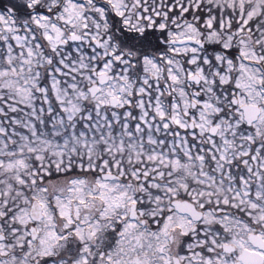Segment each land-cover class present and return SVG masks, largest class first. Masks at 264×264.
<instances>
[{
	"label": "rangeland",
	"instance_id": "374dc122",
	"mask_svg": "<svg viewBox=\"0 0 264 264\" xmlns=\"http://www.w3.org/2000/svg\"><path fill=\"white\" fill-rule=\"evenodd\" d=\"M27 1L32 4L35 0ZM103 1L109 2L115 7L117 13L122 16L126 27L136 28L139 31L144 27L152 26L156 13L161 18H166L167 8L172 9L176 2H181V0L176 2L175 0ZM202 1L204 0H186L181 6V14L187 10L188 6L191 5L190 3L193 2L194 8H196L195 6L202 4ZM212 2H215L213 4L224 2L223 7L226 9H229L228 5L236 6L239 11L236 12L237 15L232 25L235 24L234 22L242 20L241 25L231 30L229 22L220 19V29H227V32L220 34L214 28V18L211 16L206 21L203 19L201 25L194 30H191L189 23L180 24L182 21L180 20L177 22L179 25H175L176 27L173 26L167 31H163L164 37L181 38L194 33L197 37L212 38L213 40H217V38H260L262 40L256 43L259 47L264 44V0H205V3H208V10L211 12L208 15L212 14ZM50 3L53 7L56 0H50ZM79 4L81 3L78 0H65L57 17L63 21L64 25L71 26L72 31L77 32L79 26L88 28V25L91 26L92 24L90 36L101 35L98 26L93 25L92 17L82 16V9ZM142 9L148 10L149 14H147L145 21L149 26L140 22L141 17L130 16L131 10H136L138 14H141L138 10ZM243 9L247 10L240 12ZM183 18V16L180 17V19ZM228 19L231 18L228 17ZM41 21H43L42 24L50 28L46 34H49L51 38H62L65 29L58 23L47 19H41ZM87 21H90L91 24ZM246 22L248 27H243ZM165 25L163 19L157 28L163 29ZM4 26L8 30L6 38L11 37L12 39H5L2 57H0V181H4V184L9 188L10 184L13 183L21 184L19 187L23 186L24 188L28 187L29 184H37L36 200L43 207V220L40 223L41 230L37 246L30 256L32 260L46 258V255L52 252V248L55 257L63 259L61 253L66 251L68 246L63 240L64 235H67L64 229L67 228L72 230L69 235L72 241H76L77 244L85 242L80 252H73L69 258L78 261L79 264H88V260L90 264H172L171 259L167 257L168 251L172 249H174L173 254L179 257L183 264H233L241 249H251L247 241L248 233L257 230L256 233L264 239V143L251 146L255 143L254 136L260 135V131L264 127L263 110L261 113L263 117L249 131L241 129L242 117L238 109H235L226 118L219 116L217 119L219 124H217L220 126V132L217 134L218 137L216 136L217 139L213 140L215 136L207 134V128L215 123V115L220 111L218 101H221L223 97L215 91V89L220 90V88L214 86V76L206 74L197 65L195 73L201 78L198 90L202 92V96L200 100L194 98L197 102V108L195 114L191 115V120L194 123L193 130L188 131L187 138L178 134L177 138L170 140L169 145H167L170 150H173L175 146H180L189 152L193 145H188L184 140L189 141L188 137L190 136H192L191 140L198 139L197 135L205 132L209 149L204 150L205 153L211 154L212 164L210 168L204 167L203 156L197 152L194 156L196 160L194 164H196L194 167H190L184 162L185 159L190 158L189 156L178 160L174 155L168 156L165 149L163 154L160 153L158 146L161 140L157 138L149 136L147 139L150 142L148 151L144 150L141 147L142 144H137L140 141L128 129V122L125 120L120 124L119 116H117L120 113L114 114L108 111L107 115L102 110L107 104V96L115 95L120 99V104L123 106L128 104L130 90L122 84L125 79L123 74L114 75L113 81L103 92L104 94L92 99L94 118L88 112L82 117L81 104L88 96L87 91L74 82H68V87L63 86L59 76L63 74L65 69L62 70L58 67V72L51 74L49 82L51 91L56 96L61 110L57 114H51L53 111L51 110L52 106L50 108L48 88L38 85V73L32 71L35 64L34 60L30 58L28 52L26 54L15 52L14 38L18 43L21 39H18V34L12 30V20L5 21ZM21 38L23 37L21 36ZM74 50H78V48L75 47ZM247 55L249 56V54ZM196 57L198 61L199 53L196 54ZM65 65L83 76L88 84L92 83V77L87 72H83L82 62L76 65L65 63ZM157 71V69H153L154 77ZM170 71L172 72L168 75L169 81L174 85L173 88L177 89V97L182 106L180 109L182 114L175 116V122L183 128H187L188 121L184 119V116L187 114L189 103L181 85L187 75L182 71L176 73L175 69H170ZM223 79L221 76L220 82ZM238 80H241V77ZM257 81L258 79L253 77L252 80H247L248 84L242 86L245 97H240L241 103L249 99L256 104L264 101L259 93V85L254 86ZM220 82L218 83L221 84ZM240 83L242 85V82ZM179 85L180 87H178ZM38 87L41 88L40 93H36ZM153 92L155 94L152 100L158 107H150L159 113L158 100L162 98V95H159L160 92L155 85L149 89V93L152 94ZM164 92L168 93L169 88ZM39 98L47 106L46 109L42 104H37ZM122 113L121 115L126 118L128 112ZM110 114L114 117L112 120L109 118ZM144 114L149 113L145 112ZM45 118L49 120L47 131L40 127L37 128L38 124L40 126L44 124ZM79 119L83 125L88 127V131L82 128L77 130L76 126ZM87 120H90L91 123H88ZM114 123L120 124V127L116 128ZM141 123L150 131L152 129L155 133L158 131L152 121L144 120L141 117ZM67 124L68 129H66ZM139 128L136 125L135 131L138 130L139 132ZM115 129H117V134H114ZM124 136L126 139H131L126 142ZM246 143L247 145H245ZM195 145L199 149L200 145L196 143ZM123 147L127 148V159L130 163L144 165V175L150 174L154 178L165 176L162 168L170 165L165 183L160 185L148 180L140 183L139 191L135 192L133 188H128L118 182L103 181L96 176L85 178L79 170L77 175L73 174L63 179L61 177L50 178L51 171L63 173L71 169L74 163H76L77 169L90 167L94 171L104 170L109 166L113 168V165L114 168H118L116 158L111 160L106 152H111L113 156L115 152L113 149ZM240 157L242 168H246V173L241 175V172L235 175L229 170L228 162ZM119 169L121 168L119 167ZM174 170H177L179 174H171ZM130 172L133 175L132 178L135 179V171ZM169 183L176 184L174 192H185L199 204L207 201L210 206L215 208L214 212L207 209L203 218L195 223L200 224L195 232L192 229L193 222L176 212L167 213L165 210L166 213L162 219H159L160 226L155 231H149L139 222H132L125 218V211L130 202H138L142 206L141 213L144 204L149 202L148 210L144 209L143 211L150 215L160 214L161 210L164 209L163 206H166L167 209L168 197L172 195L167 197L160 190L172 194L170 193L172 186L168 185ZM7 187L6 190H9ZM20 194L24 195L21 191ZM222 206L228 208L231 206L238 214L225 213L227 210L222 211ZM28 212V202H23L15 213L17 214L15 217L20 222L19 238L21 242H24L28 236V232L24 229L27 221H30ZM151 222L158 226L157 219H152ZM213 225H218L216 231L212 229ZM108 228H113V234L115 235L117 232L118 235L111 249L107 250V254L103 252L101 260H94L92 257L95 255H89V252L93 253V251L90 250L89 244L91 245V242L87 240L84 231L88 230L89 233H95L97 238L99 237L98 240L101 241V233ZM173 232H178V236H182V239L188 235L186 239L188 241L184 245L187 252L185 249H179V245L183 241H180V238L176 239L177 242H174L173 247L168 245V236ZM222 243L233 245L235 247L234 254L229 256L221 252ZM17 244L19 245L20 242ZM30 246L31 243L28 242V249ZM199 246L205 247L210 254H205L203 257L198 249ZM68 249L72 250L73 247L68 246Z\"/></svg>",
	"mask_w": 264,
	"mask_h": 264
},
{
	"label": "flooded vegetation",
	"instance_id": "af4514ba",
	"mask_svg": "<svg viewBox=\"0 0 264 264\" xmlns=\"http://www.w3.org/2000/svg\"><path fill=\"white\" fill-rule=\"evenodd\" d=\"M77 1V0H76ZM177 0H175L176 2ZM81 4L82 16L92 17L93 25L96 24L98 26L99 32L101 35L90 36L92 31V24L90 21H87L90 25L88 28L84 26H79L77 32L71 31L68 33H64L62 38H51L49 34H46L49 27L42 24L43 21L41 19L52 20L50 14L52 13L53 7L50 0H35L32 4H29L28 1L25 4L29 7V10L21 12V7L25 5L13 3V6L6 5L5 0H0V57H2V52L4 49L5 39L11 40V37L6 38V30L4 23L5 21L9 22L12 20L13 32L18 34L17 38L21 39L20 43L15 41L14 38V49L15 52L20 54L24 53L30 54V58H32L35 64L32 67V71L40 70V71H51L52 65H55L56 68L64 69V66H60L56 63V60H60L63 63L62 56L67 54L70 50H74L75 47L78 48L76 50L80 56L83 58L82 68L83 72H87L92 75V83L98 85V93L95 97L102 96L106 88L109 86L110 82L113 81V76L116 74L125 75L124 85L129 88L128 93V104L122 105L120 104V99L113 95L107 96V104L103 107L105 114L108 111L110 113H120L119 120L120 124L122 121L128 122V129L130 132L135 135L136 139L140 142L137 144H142L144 150L148 151V137H154L161 140L158 148H160V153H164L166 150V154L174 155L179 160L183 159L185 156H189L190 158L185 159L184 162L189 164L188 166L194 167L195 154L200 152L203 156L204 167L210 168L211 162V154L208 152L205 153V150L209 149L207 146L208 141L206 140V133L196 134L199 138L192 139L188 137L187 141L184 140L188 145H193L192 148H188L189 152H187L184 148L175 146L173 150H170L169 142L177 138L178 134L181 137L187 138L188 131L193 130L194 123L191 120V115H194L197 108V102L195 101L193 94L194 92H199L197 100H200L202 96V92L198 90L199 84H195L188 81V77L195 73L197 65H199L203 71L208 74L214 76V86H218L221 90V95L223 99L218 101L219 105V113L216 114L215 123L207 128V134L210 136H215L213 140L217 139V134L220 132V126L217 119L221 117H228L233 113L235 109H238L241 113L242 121L241 123L244 125L243 115L240 107L244 104H252L256 105L264 111V101L259 103H254L252 100H244L242 103L240 101V97H245L242 92L244 84H248L247 80H252L253 77H256L258 81L254 84V86L259 85L260 94L264 99V44L261 47L258 46V42L262 39L260 38H217V40H213L212 38H200L197 37L194 33L189 36L181 37V38H165L164 33L161 35H156V37H150L148 35L149 30H157V31H167L170 27L177 26L178 21L182 20L180 24L185 25L189 23L191 26V30H194L197 26H200L203 19L205 21L208 17H212L211 12L208 10V7H201V4L195 6L194 8L193 2L188 6L187 10L181 14V6L186 0H181L180 3L176 2L173 5V8H167L166 18H161L158 13L155 14L153 18L152 26L150 27L146 23V17L148 10L144 9L138 10L141 14H138L136 10L130 11L131 17H141V23L145 26L142 30H137L136 28H130L132 32H138L141 34H133L130 38H111L109 35V26L112 20V16L117 14V11L114 6H112L109 2L103 0H78ZM103 2V3H101ZM200 7L203 8L205 14L200 10ZM107 8V9H106ZM120 16V15H119ZM183 16V19L180 17ZM202 16V18H201ZM122 18V16H120ZM41 18V19H40ZM123 19V18H122ZM165 21L166 25L163 29L157 28L158 24L161 20ZM88 20V19H87ZM212 20V19H211ZM227 20L229 22V27L232 25L233 20L228 19V16L224 21ZM21 21L22 25L18 23ZM83 21V20H82ZM214 22V21H213ZM242 20L234 22L237 27L241 25ZM220 23V21H219ZM175 26V27H176ZM248 23L246 22V25ZM77 33L81 39L80 41H69L68 36L70 33ZM147 32V33H145ZM247 35V34H246ZM245 35V36H246ZM21 36L23 38H21ZM108 36V38H105ZM232 36V35H231ZM186 39H193L196 42H186L183 44H176L177 41H182ZM228 39V40H227ZM226 40V42H224ZM257 42V43H256ZM199 53L200 57L197 61L196 54ZM249 54V56L247 55ZM29 56V55H28ZM218 56V57H217ZM87 58H91L92 62L90 63ZM157 69L156 76L154 77L152 74L153 69ZM170 69H175L176 73H185L187 76L184 79V82L181 83L183 86L184 93L187 95V101L189 103V107L187 110L186 116L184 119L188 121L187 128H183L179 124L175 122V116L182 114L180 99L177 97V89L173 88V84L169 81V73L172 72ZM30 71V72H32ZM215 72V73H214ZM106 74L108 76V81L104 84H99L97 80V75ZM198 75V74H197ZM221 76L224 78L222 82H220ZM241 77V80L238 78ZM243 78V79H242ZM220 82L221 84H219ZM242 82V85L241 83ZM39 85V84H38ZM152 85H155L159 90V95H162V98H159V113L153 110L150 106L158 107V105L152 100L154 96V92L149 93V89ZM51 86V84H50ZM45 87V86H40ZM36 88V93H40L41 88ZM180 87V85L178 86ZM46 88V87H45ZM167 88H169V92H164ZM116 97L118 102L115 106L110 105V98ZM37 104H42L46 109V105L44 104L41 98L37 99ZM192 102H195V106L192 107ZM50 105V104H49ZM51 108V105H50ZM52 110V108H51ZM128 112L126 118L123 117L122 112ZM145 112L149 114H144ZM143 113V114H142ZM46 114V113H44ZM222 114V115H221ZM144 115V116H143ZM141 117L144 120L152 121L154 126H156L158 131L155 133L148 130L144 124L141 123ZM263 116H259V118L248 128H253L255 124H257ZM109 118L112 120L114 117L110 114ZM134 119V120H131ZM136 124L131 126L130 122L134 121ZM192 123V125H189ZM218 123V124H217ZM120 124L114 123L115 127H120ZM165 124V128H164ZM139 126V132L135 131V126ZM152 126V125H151ZM215 127V132L212 134L210 129ZM163 129V130H162ZM264 127L260 131V135L263 136L264 143ZM197 132V131H195ZM139 133V135H138ZM114 134H117V129H115ZM217 136V137H216ZM125 137V136H124ZM131 139V138H129ZM129 139H126L127 142ZM195 140V141H194ZM199 144L200 147L195 145ZM262 144V143H260ZM152 147V146H151ZM165 149V150H164ZM205 149V150H204ZM263 149V148H262ZM105 150V148H104ZM114 155L112 156L111 152H106L112 158H116L118 168H113L111 166L105 168L104 170L99 169L96 177H100L103 181H113L118 182L121 185H125L128 188H133L135 192L139 191V184L144 183L148 180L153 182H157L160 185L164 184L165 177L168 176L167 171H169L170 165L164 166L162 168L165 176L153 177L150 174L144 175L143 166H140L136 163H130L128 161V151L127 148H115ZM204 150V151H201ZM175 151V152H172ZM111 155H110V154ZM187 158V157H186ZM119 167L121 169H119ZM82 169V168H81ZM110 170V171H108ZM123 170V172H120ZM134 170L136 174V178H132L133 175L130 171ZM176 173L177 170H174L171 174ZM245 171L241 173L244 175ZM104 174H109L114 176L113 178H104ZM86 178V177H85ZM21 184L16 185L15 183L10 184V188L4 184V181H0V193L8 192L7 194H0V264H79L76 260H70L73 252H80V250L84 247L85 242H81L79 244L76 241H72L70 238V232L72 230L70 228L64 229L67 235H64V242L68 246H72L73 249L69 250L67 246V250L61 253V257L63 259H58L55 257V253L52 252L46 255V258H35L32 260L30 256L33 254L38 237L40 235V223L42 222V218L40 220L32 219L30 215V207L32 202H37L36 196V187L35 185H30L26 188L23 186L19 187ZM41 185H43L41 183ZM168 185L172 186L171 192L172 194H167L165 190H160L163 195L169 196L167 203L169 205L163 206L164 209L161 210L160 214H146L145 210H148L149 202L144 204L142 213L140 209L141 205L135 202H130L128 208L126 206L125 218H128L132 222H139L142 226H145L149 229V231H155L157 227L160 226L159 219H162L165 210L168 212H176L180 215L172 205V202L175 200H188L191 201L195 208L202 213V218L204 214H206L207 209H211L212 212L215 211V208L210 206L207 201L199 204L195 199L191 198L190 195H187L185 192H174L175 183H169ZM6 187L9 190H6ZM95 189V186H93ZM20 191L22 194H20ZM166 200V199H165ZM28 202L29 206V218L30 221H27L24 229L28 232L27 239L25 238L24 242L20 241V222L15 217L16 211L21 206V203ZM132 204H135L136 218L133 220L130 218V207ZM43 212V207H41ZM171 209V210H170ZM222 211L228 212V207L222 206ZM128 210V211H127ZM122 212V211H120ZM120 215V214H119ZM188 220L190 218L186 215H180ZM124 218V220H125ZM157 219L158 226H155L151 220ZM191 221V220H190ZM200 225V224H199ZM197 224L193 223V231L195 232L198 228ZM32 229L34 230V235L32 234ZM84 235L87 237V240L91 242L89 244L90 250L89 255H95L94 260H101L104 254H107V250H110L112 245L114 244V240L118 233L113 234V228H108L101 233L102 240H98L97 235L95 233H89L88 230L84 231ZM178 232H173L170 240V236L168 237V245H174V242H177L176 239L180 238V241L187 242L188 235L182 239V236H178ZM17 242H20L18 245ZM28 242L31 243V246L28 249ZM181 243V242H180ZM22 246V247H21ZM171 247V248H172ZM178 247V246H177ZM244 249V248H243ZM241 249L240 251H242ZM29 250V251H28ZM172 249L168 251L167 257L173 261V257L175 256ZM161 251V250H160ZM235 252V249H234ZM229 254L231 256L232 254ZM69 253V254H67ZM71 253V254H70ZM238 253L235 257L233 264H235ZM91 260V261H94ZM61 261V262H60ZM87 264V263H86ZM88 264H90L88 260Z\"/></svg>",
	"mask_w": 264,
	"mask_h": 264
},
{
	"label": "trees",
	"instance_id": "16d2710c",
	"mask_svg": "<svg viewBox=\"0 0 264 264\" xmlns=\"http://www.w3.org/2000/svg\"><path fill=\"white\" fill-rule=\"evenodd\" d=\"M5 3L6 5H9V6H13L12 4L13 3H17V4H22V5H25L27 3V0H5ZM65 3V0H56V3L54 4L53 6V10H52V13L50 14L51 16V19L52 21H55L56 23H58L62 28L65 29V33H68V32H71L73 30V28H71V26H69L68 24L64 25L63 21L61 19H59L57 17V15L59 14V12L62 10V7ZM103 3V2H101ZM201 7L205 6V7H208V3H205V0L201 2ZM210 3V2H209ZM215 2H212V15H213V18H214V28L220 33L222 34V32H227L226 28H223L224 30H221L220 29V23H219V20L220 19H225L227 16L230 17L233 21L237 15L236 12L239 11V9L236 7V6H229V9H226V7H223L224 6V2L223 3H216V4H213ZM200 7V10L203 12V15L205 14V11L203 10V8ZM223 7V8H221ZM30 8L27 7L26 5L24 7H21V12L23 11H26V10H29ZM107 9V8H106ZM247 9H243V11H240V12H245ZM229 14V15H226V14ZM18 23H21V21H19ZM23 27V25H22ZM245 27V26H243ZM248 27V26H247ZM231 30H234L237 28V25L236 24H233L230 26ZM69 29V30H68ZM130 28L126 27L125 24H124V21L123 19L117 15V14H114L112 16V20H111V23H110V26H109V35L111 36V38H130L131 35L133 34H141V33H138V32H132L131 30H129ZM147 33V32H145ZM163 34V31H157V30H149L148 31V35L150 37H156V35H161ZM62 59L63 61H65L66 64L68 65H73V64H78L79 62L83 61V58L80 57L79 53L76 51V50H70L67 54H64L62 56ZM85 60H88L90 63L92 62V59L91 58H87ZM56 63L60 66H64L63 68L65 69V71L63 72V74H60V78H61V84L66 87H68V82H74L76 83L77 86H81L83 87V89L86 90L87 88V85L88 83L86 82V79L81 76L80 74H78L77 72L73 71L71 68H69L68 66L65 65V63H62L60 60H56ZM52 70L51 71H40V70H37V73H38V84L39 86H45L46 88H48V95H49V100H50V103H51V106H52V113L51 114H57L60 112V105H59V102L57 101L56 99V96L54 95L53 91H51V86H50V76L52 73H57V68L55 65H52ZM63 69V70H64ZM90 77H92L91 74H89ZM69 91L71 90L70 88L68 89ZM216 93L220 96L221 95V90H217L215 89ZM92 102V98L88 97L86 99H84L82 101V104H81V110H82V113H81V116L83 117V115L85 113H91L92 114V117L94 118V111L93 110V104L91 103ZM48 118V117H47ZM45 118V121L43 122L44 124L43 125H39L37 126L40 127V128H43L44 131H47L48 128H49V120ZM88 123H91L90 120H87ZM131 126H133L134 124V121H131L130 122ZM69 126L67 124V128L68 129ZM77 130H79L80 128L82 129H85L86 131H88V127L83 125L82 124V121L79 119L78 123H77V126H76ZM244 128V131H247V129L243 126ZM93 131H96L93 129ZM264 132V130H263ZM263 136L262 135H255L254 137V141L255 143H253L251 146L254 147L256 144H260V143H263ZM244 142H247L246 140H244ZM248 143V142H247ZM247 143L245 145H247ZM237 156V155H236ZM99 162V161H98ZM76 163H74V166H72L71 169H68L66 171H64L63 173L60 172V171H56V172H52L51 171V175H50V178H60L63 179L64 177H67V176H70V175H77V172H81L83 174L84 177L86 178H93L95 177L97 174H98V170H95L92 168H83V169H77L76 167ZM228 167H229V170L234 173L235 175L245 171V168H242V163H241V157L240 158H234L232 159L231 161L228 162ZM79 170V171H78ZM236 211V210H235ZM234 209L230 206L228 208V213L231 215L233 213H236L238 214V212L236 211L235 212ZM237 217V216H236ZM212 229L214 231H216L218 229V225H213L212 226ZM257 232V230H255ZM185 241L182 242V244L179 245V249H185L184 245H185ZM178 249V247H177ZM198 249L200 250L201 252V255L204 257L205 254H210V252L207 251V249L203 246H199ZM182 250V251H183ZM185 252H187V250L185 249Z\"/></svg>",
	"mask_w": 264,
	"mask_h": 264
},
{
	"label": "water",
	"instance_id": "95a60500",
	"mask_svg": "<svg viewBox=\"0 0 264 264\" xmlns=\"http://www.w3.org/2000/svg\"><path fill=\"white\" fill-rule=\"evenodd\" d=\"M69 41H80V36L77 35L76 33H72L69 36ZM196 42L200 43L199 41H195L193 39H186L182 41H177L176 44H183L186 42ZM97 80L99 84H104L108 81V76L106 74H99L97 75ZM188 81L195 83L196 85L199 84L200 77L196 74L188 77ZM98 85L97 84H92L87 88V91L89 93L90 97H94L98 93ZM199 92H194V96H198ZM118 102V99L116 97H111L110 98V105L115 106ZM195 106V102H192V107ZM241 110L243 113V119L245 123L249 126L253 122H255L260 115V108L256 105L252 104H245L241 106ZM189 125H192L190 123ZM210 132L213 134L215 132V127L210 129ZM104 178H113L114 176L109 175V174H104ZM172 205L174 206L175 210L181 214V215H187L190 217V219L193 222H198L202 218V213L198 211L195 208V205L188 200H175L172 202ZM30 215L32 219L34 220H40L42 218V209L41 206L38 202L34 201L31 204L30 207ZM130 218L135 219L136 218V212H135V205H132L130 207ZM32 234L34 235V230L32 229ZM171 240V236H170ZM248 242L251 244V246L254 249L257 250H247L243 249L240 254L237 257V260L235 264H263L264 263V239L256 233H250L247 236ZM221 250L223 253L230 254L234 251V246L228 243H223L221 245ZM173 263L174 264H181L179 259L177 257H173Z\"/></svg>",
	"mask_w": 264,
	"mask_h": 264
}]
</instances>
